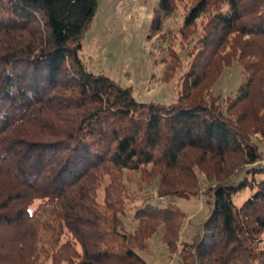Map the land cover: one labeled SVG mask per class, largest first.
<instances>
[{"label": "trees", "instance_id": "1", "mask_svg": "<svg viewBox=\"0 0 264 264\" xmlns=\"http://www.w3.org/2000/svg\"><path fill=\"white\" fill-rule=\"evenodd\" d=\"M173 1L157 0L152 32ZM97 3L0 0V264H146L138 250L160 226L175 252L184 217L174 199L198 197L199 174L214 183L208 216L181 244V263L264 264V165L251 141L264 139V51L250 47L264 41V0L188 7L185 26L211 16L168 105L86 69L79 51ZM227 45L236 56L226 59ZM235 60L246 80L223 105L204 86ZM132 183H155L168 202L143 199L127 234Z\"/></svg>", "mask_w": 264, "mask_h": 264}, {"label": "rangeland", "instance_id": "2", "mask_svg": "<svg viewBox=\"0 0 264 264\" xmlns=\"http://www.w3.org/2000/svg\"><path fill=\"white\" fill-rule=\"evenodd\" d=\"M196 0H174L173 10L169 15L160 16L159 33L152 32V25L157 10V0H98L95 15L83 34L79 57L86 69L92 73H102L120 86L130 87L133 97L141 103L171 104L178 98L181 88V77L189 69L193 56L198 50V40L211 14L205 13L192 26L184 25L188 7ZM233 35H231V38ZM230 42H248L247 37ZM250 47L258 52L264 51V41H253ZM226 59L233 55L231 48H224ZM236 56L235 52L233 51ZM254 53L257 54L254 50ZM233 63V64H232ZM223 69V73L210 75L207 88L208 95L219 96L224 105L226 100L234 97L236 90L246 80V74L238 61H232ZM175 70L170 73L167 66ZM216 78V79H215ZM208 82V81H207ZM264 95V81L261 82ZM205 95V92H203ZM251 141L258 146L262 155L258 162L264 165V139L259 134L251 136ZM248 165L245 171L255 168ZM201 192L198 197L189 199L175 198L174 204L183 212V222L176 251H170L161 241L164 229L160 226L147 239L144 250L138 253L146 264H182L179 251L183 242H190L199 230L201 222L208 216L209 205L206 201L210 195L205 192L214 183H209L199 174ZM155 183L150 185L128 186V197L124 200L125 213L121 217L124 230L132 234L136 227L134 210L142 204L143 199L152 203L160 202L162 206L168 202L166 197L156 195ZM249 190L236 194L233 198L239 206L248 196ZM102 193H99L101 200ZM39 203L35 202L34 206ZM264 239V235H263ZM43 261V259L41 260ZM43 264H48L44 262Z\"/></svg>", "mask_w": 264, "mask_h": 264}]
</instances>
